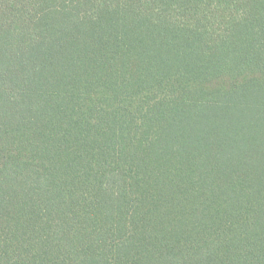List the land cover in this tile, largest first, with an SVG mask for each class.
<instances>
[{"label": "trees", "instance_id": "trees-1", "mask_svg": "<svg viewBox=\"0 0 264 264\" xmlns=\"http://www.w3.org/2000/svg\"><path fill=\"white\" fill-rule=\"evenodd\" d=\"M0 264H264V0H0Z\"/></svg>", "mask_w": 264, "mask_h": 264}]
</instances>
